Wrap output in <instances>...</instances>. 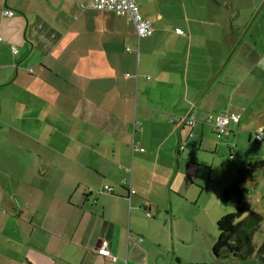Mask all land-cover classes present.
I'll return each instance as SVG.
<instances>
[{"label":"crops","instance_id":"crops-1","mask_svg":"<svg viewBox=\"0 0 264 264\" xmlns=\"http://www.w3.org/2000/svg\"><path fill=\"white\" fill-rule=\"evenodd\" d=\"M89 1L0 0V264H200L175 230L207 116L241 121L229 63L258 0H138L144 37Z\"/></svg>","mask_w":264,"mask_h":264},{"label":"rangeland","instance_id":"rangeland-1","mask_svg":"<svg viewBox=\"0 0 264 264\" xmlns=\"http://www.w3.org/2000/svg\"><path fill=\"white\" fill-rule=\"evenodd\" d=\"M239 3L245 7L244 2L239 0ZM231 11L239 21L240 7L231 8ZM249 12H252L247 23L250 29L238 52L229 63L230 65L233 61L239 60L238 64H245L248 67V83L241 80L243 67H237L236 77L231 78L238 83L235 88L238 92L239 89L241 90L239 86L247 84L245 88L248 91V99L238 98L241 103L238 109L242 117L240 123L235 125V129L221 136L213 133L205 138L202 142L203 147L197 152V163L189 168V175L195 179L190 192L192 199L188 205H183L180 220L182 224L178 223V228L175 230L185 238L184 243L177 247L184 262L197 260L200 264H260L253 255L248 261H242L231 256L216 258L212 252L217 220L223 214L234 210L233 206L223 204L220 200L219 204L217 202L215 206L212 204L217 188L222 184L223 178L226 183H232L239 167L264 158V141L254 139L257 132L264 131L263 0H258V6L254 9L249 7L245 9L243 17L249 18ZM247 48L248 56L244 57L242 52ZM20 150V155L18 153L17 155L22 158L21 160L31 159L30 153L26 152L25 148H20ZM185 151L187 153V150ZM11 154L15 157L14 152ZM190 171H193V174ZM242 190L243 200L249 203L250 211L262 216L260 227L252 236V242L257 248L264 237V168L257 170L247 178ZM176 219L179 221L178 217Z\"/></svg>","mask_w":264,"mask_h":264},{"label":"trees","instance_id":"trees-1","mask_svg":"<svg viewBox=\"0 0 264 264\" xmlns=\"http://www.w3.org/2000/svg\"><path fill=\"white\" fill-rule=\"evenodd\" d=\"M1 8L7 9L1 6L0 11ZM14 13L13 10V15ZM262 168H264V158L239 167L232 183L223 188L221 202L230 204L234 210L223 214L216 222V238L212 247L216 258L231 256L248 261L253 255L258 263L264 264V237L257 248L252 242V236L258 231L262 216L250 211L249 203L243 200L242 190L245 180Z\"/></svg>","mask_w":264,"mask_h":264},{"label":"built area","instance_id":"built-area-1","mask_svg":"<svg viewBox=\"0 0 264 264\" xmlns=\"http://www.w3.org/2000/svg\"><path fill=\"white\" fill-rule=\"evenodd\" d=\"M88 7L99 9V10H110L118 15H128L132 23L134 24L136 33L139 37L148 36L152 33L153 27L151 22L147 20L140 12L138 0H90L87 4ZM1 14L6 16H12L13 10L1 8ZM13 54L17 52L15 46L11 47ZM239 115L230 113V114H221L213 113L207 116V120L213 121L214 127L217 130L218 134H227L231 130V125H237L239 123ZM188 124L194 123V117L191 116L187 121ZM255 140L262 141L264 140V131H259L255 134ZM183 147V146H182ZM104 190L110 192L111 187L105 186ZM91 192V189H88ZM103 191V190H101ZM131 193H134V190L131 189ZM96 252L104 257L111 255L110 250L107 246H99L96 249ZM128 264V263H124Z\"/></svg>","mask_w":264,"mask_h":264},{"label":"water","instance_id":"water-1","mask_svg":"<svg viewBox=\"0 0 264 264\" xmlns=\"http://www.w3.org/2000/svg\"><path fill=\"white\" fill-rule=\"evenodd\" d=\"M263 4H264V0H263Z\"/></svg>","mask_w":264,"mask_h":264}]
</instances>
